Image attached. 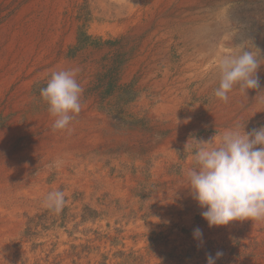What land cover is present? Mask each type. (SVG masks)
Instances as JSON below:
<instances>
[{
    "label": "rangeland",
    "instance_id": "374dc122",
    "mask_svg": "<svg viewBox=\"0 0 264 264\" xmlns=\"http://www.w3.org/2000/svg\"><path fill=\"white\" fill-rule=\"evenodd\" d=\"M181 1L0 0V169L26 166L44 184L16 220L0 214V264H206L217 251L216 264H264V220L209 228L187 189L195 139L264 125V109L252 110L264 64L237 110L214 96L223 55L244 46L264 59V0H193L183 12ZM70 68L82 109L70 131H54L40 89ZM67 136H83L70 181L37 154ZM89 166L86 190L76 171ZM53 190L65 193L60 212L44 205Z\"/></svg>",
    "mask_w": 264,
    "mask_h": 264
},
{
    "label": "clouds",
    "instance_id": "9594fccd",
    "mask_svg": "<svg viewBox=\"0 0 264 264\" xmlns=\"http://www.w3.org/2000/svg\"><path fill=\"white\" fill-rule=\"evenodd\" d=\"M245 49L249 48L241 46L238 53L219 59V85L214 96L221 102L227 103L229 93L234 90L248 98L249 91L261 87L257 74L264 64L261 50ZM78 72V68L54 71L46 87L40 89V97L47 102L54 118V131H70L73 118L81 112L84 90L76 79ZM261 95L264 91H257L254 100ZM195 141L194 166L187 171V189L209 228L224 227L235 221L264 220V125L245 131V126L241 130L236 124L219 136ZM63 163L57 158L50 167H60ZM65 202V193L53 190L47 194L44 205L60 212ZM193 239L199 242L198 247L202 246L201 229L193 230ZM222 255L221 251L215 256L206 254V264H216Z\"/></svg>",
    "mask_w": 264,
    "mask_h": 264
},
{
    "label": "bare ground",
    "instance_id": "6f19581e",
    "mask_svg": "<svg viewBox=\"0 0 264 264\" xmlns=\"http://www.w3.org/2000/svg\"><path fill=\"white\" fill-rule=\"evenodd\" d=\"M193 3H194L193 0H182L181 1L182 6L180 7L181 12H183V10H185V9H189L190 7H192ZM201 74H202V72H201ZM216 78H218V77H216ZM233 93L234 92H232V94L229 97L231 98L230 105H232V109H235V110H237L238 106H241V105L249 102L255 96V91H249L248 92V98L241 91L239 93H235L236 94L235 96H233L234 95ZM263 100H264V98H263ZM255 109H257L258 111L260 109H264V101L253 104L252 110H255ZM235 110H233V111H235ZM219 112L221 115L227 116L228 113L230 112V110L227 107H224ZM83 120H84V118H83ZM177 121H178V119H177ZM93 124L94 123L89 121L90 126H93ZM187 124H188V122L183 123L181 125H183L182 127L185 128V126H187ZM222 124L223 123H221V125ZM228 126L233 127L234 125L230 124ZM73 127H76V129L79 130V127L81 129L83 127V124L81 122H80V124L77 122ZM219 129H220V127H219ZM98 137H99V135L96 134L94 131H92V132H89L88 135L86 134L85 139L88 142H92V144H97L96 141L98 140ZM81 139H83V136L82 137L80 136V138H76L74 136H70V137L67 136V137H63L61 139H57V142L54 144L53 148H49L46 146L41 147V148L37 149V154H39L41 156L43 165H45L46 162H54L57 158L62 159L64 161V163L60 167H58L60 169L59 171H61L60 173H61V175H63V177H62L63 179H67L70 181L72 179V176L69 174V172H67V168L69 167V165H71L75 161V156L78 152L77 150L80 147H82V144H80ZM88 151H90V150H88ZM95 167H100V166H95ZM26 168H27L26 166H25V169L20 168V167H16V166H10L8 168L0 169V214L4 216L3 218H5V216H7L9 222L11 220L13 221V220L17 219V218L15 219V215L20 212L21 207L26 206V207H28L27 210L29 211V208L34 204V203H31V201L35 200L34 198H32V197L31 198L25 197V199L22 198L24 196H27L29 188L33 187L34 184H36V190H40L41 188L44 187V184L42 182V177H40L37 181H35L34 178H31L29 176V172L26 170ZM90 171H95L94 167L89 166L88 170H83V169L79 168L76 171L79 179L84 181L86 190L89 187V181L91 179L90 178L91 177ZM100 176H102V175H100ZM101 180L103 181V184L106 183V185H108L110 187L113 185L111 180L109 178L105 177L104 175L101 177ZM64 181H66V180H64ZM32 195H34V194H32ZM28 203H30L31 205L29 206ZM4 221H6V220H4Z\"/></svg>",
    "mask_w": 264,
    "mask_h": 264
}]
</instances>
